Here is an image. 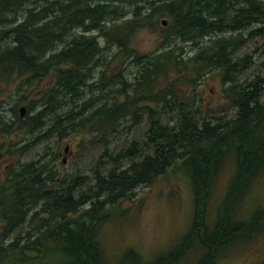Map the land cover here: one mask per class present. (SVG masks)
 I'll list each match as a JSON object with an SVG mask.
<instances>
[{"label":"trees","instance_id":"trees-1","mask_svg":"<svg viewBox=\"0 0 264 264\" xmlns=\"http://www.w3.org/2000/svg\"><path fill=\"white\" fill-rule=\"evenodd\" d=\"M146 28L162 37L149 54L133 43ZM263 39L264 0H0V164L14 165L0 181V264H220L256 243L264 210L244 216L264 184V74L242 82L256 60L239 53ZM212 77L233 116L199 101ZM144 122L141 140L112 151L116 135ZM85 131L78 146L102 149L92 185L60 176L54 149L15 161ZM170 168L191 186L187 232L151 260L132 248L110 257L106 225Z\"/></svg>","mask_w":264,"mask_h":264},{"label":"rangeland","instance_id":"rangeland-1","mask_svg":"<svg viewBox=\"0 0 264 264\" xmlns=\"http://www.w3.org/2000/svg\"><path fill=\"white\" fill-rule=\"evenodd\" d=\"M161 41L160 31L146 28L137 33L133 43L141 53L149 54L158 50ZM3 46L4 44L0 45V47ZM187 48L190 50L189 47ZM247 53H254L256 62L254 68L241 78L242 82L258 73L264 74V39L257 43H250L239 53V56ZM137 70L136 66H132L133 72ZM132 80L131 78L130 81ZM198 91H200L199 101H203L205 108H209L214 115L231 117L235 114V110L228 109L229 102L223 96V84L219 77L207 78L199 86ZM125 96L126 94L122 95L120 101ZM34 98L37 99L35 94L34 96L29 95L28 101ZM13 107L14 101L9 99L8 105H6L9 112L7 117L13 115L14 112L11 109ZM1 110H3L2 105L0 112H2ZM145 129L146 122L132 128L131 131L124 129L122 133L114 137L111 144L112 151L116 152L122 144L130 143L133 139L141 140ZM89 139L90 134L86 131L79 135H72L59 144L56 143L55 138H52L29 149L21 158L17 155L15 161H19V159L26 162L40 160L39 158L46 148L54 149L56 158L51 162V166L60 176L78 174H80V178L89 176V185H92L95 182L93 170L100 161L102 149L78 146L82 140L88 141ZM67 147L70 148L66 152ZM6 165L0 164V181L4 180L14 166L6 167ZM107 168L109 167H105V169ZM233 175L234 172L229 170L220 178L214 195L215 202L225 196L228 186L231 185L229 179ZM123 207L125 210L111 218L103 230V244L110 257L118 256L128 248L139 251L149 260L162 255L176 245L187 232L194 215V200L190 183L186 177L175 172L173 168H170L167 174L159 177L153 185L138 188L130 201H123ZM245 209L244 218L246 219H250L257 212L264 210V184L247 199ZM260 225L257 233L261 236L256 243L251 244L239 254L221 261L220 264H264V220L260 222Z\"/></svg>","mask_w":264,"mask_h":264},{"label":"bare ground","instance_id":"bare-ground-1","mask_svg":"<svg viewBox=\"0 0 264 264\" xmlns=\"http://www.w3.org/2000/svg\"><path fill=\"white\" fill-rule=\"evenodd\" d=\"M97 78H98L97 73H91V80H92V82L96 81ZM90 93H91V91L89 90L88 92L85 93V96L88 95V94H90Z\"/></svg>","mask_w":264,"mask_h":264},{"label":"water","instance_id":"water-1","mask_svg":"<svg viewBox=\"0 0 264 264\" xmlns=\"http://www.w3.org/2000/svg\"><path fill=\"white\" fill-rule=\"evenodd\" d=\"M164 24L166 25V22H164ZM27 109L26 107H22L20 110L21 113V117H24L26 115ZM66 162V161H65Z\"/></svg>","mask_w":264,"mask_h":264}]
</instances>
